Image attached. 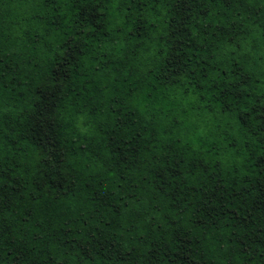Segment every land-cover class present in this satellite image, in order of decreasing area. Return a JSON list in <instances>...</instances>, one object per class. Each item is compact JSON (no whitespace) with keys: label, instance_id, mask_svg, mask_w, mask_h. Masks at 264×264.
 Returning <instances> with one entry per match:
<instances>
[{"label":"trees","instance_id":"obj_1","mask_svg":"<svg viewBox=\"0 0 264 264\" xmlns=\"http://www.w3.org/2000/svg\"><path fill=\"white\" fill-rule=\"evenodd\" d=\"M0 264H264V0H0Z\"/></svg>","mask_w":264,"mask_h":264}]
</instances>
